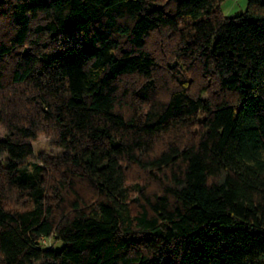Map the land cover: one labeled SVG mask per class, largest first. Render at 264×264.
Instances as JSON below:
<instances>
[{"label":"trees","instance_id":"1","mask_svg":"<svg viewBox=\"0 0 264 264\" xmlns=\"http://www.w3.org/2000/svg\"><path fill=\"white\" fill-rule=\"evenodd\" d=\"M221 1L0 0V264H264V0Z\"/></svg>","mask_w":264,"mask_h":264},{"label":"rangeland","instance_id":"2","mask_svg":"<svg viewBox=\"0 0 264 264\" xmlns=\"http://www.w3.org/2000/svg\"><path fill=\"white\" fill-rule=\"evenodd\" d=\"M248 0H222L219 4V12L223 16H234L243 12L247 7ZM3 129L0 127V137L3 136ZM34 157L38 158L42 153L48 155H57L61 150L51 146L50 139L44 135H39L36 140L32 142ZM29 172L34 171L32 164L28 165ZM43 243L47 246H58L59 242H54L50 239H44Z\"/></svg>","mask_w":264,"mask_h":264}]
</instances>
